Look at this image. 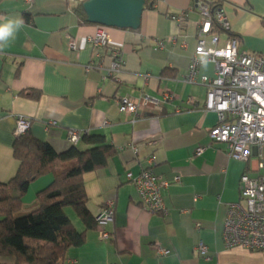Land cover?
Returning a JSON list of instances; mask_svg holds the SVG:
<instances>
[{
	"label": "crops",
	"instance_id": "crops-1",
	"mask_svg": "<svg viewBox=\"0 0 264 264\" xmlns=\"http://www.w3.org/2000/svg\"><path fill=\"white\" fill-rule=\"evenodd\" d=\"M221 2L238 50L264 54V0ZM82 3L0 0V16L25 21L0 53V184L12 180L19 168L13 151L19 117L29 121L27 132L37 144L57 154L93 147L82 140L70 143V131L101 136L114 153L104 168L84 175L86 208L94 219L113 200L114 217L104 227L86 229L65 210L84 242L68 249L63 264H264L263 251L226 248L222 238L227 207L240 202V178L259 177L254 175L257 159L233 160L226 145L210 142L208 133L219 120L205 109L201 78H214L215 64L203 60L194 82L186 80L201 20L193 1L146 0L138 30L88 23L77 12ZM180 13L184 19L177 23L173 17ZM97 27L120 49L124 64L114 77L108 76L110 50L87 41ZM226 38L220 35L219 48ZM123 97L137 103L135 115L118 111ZM199 147L204 151L197 156ZM147 168L165 183L162 213L147 212L126 177ZM52 180L47 173L29 183L20 213L35 207L37 194ZM101 229L108 240L100 239ZM198 244L206 246L208 259L195 251ZM157 247L169 253L159 255Z\"/></svg>",
	"mask_w": 264,
	"mask_h": 264
},
{
	"label": "built area",
	"instance_id": "built-area-1",
	"mask_svg": "<svg viewBox=\"0 0 264 264\" xmlns=\"http://www.w3.org/2000/svg\"><path fill=\"white\" fill-rule=\"evenodd\" d=\"M32 2L33 0H25ZM83 2L85 0H78ZM158 1V0H151ZM201 20L197 32V45L186 80L193 81L197 66L203 60H209L216 66L215 77H202L201 84L207 89L205 109L218 115L219 124L211 128L208 136L211 144H224L228 148V156L236 161L247 163L252 157L257 159L256 172L264 170V54L240 52L238 40L229 37L222 48L218 47L220 35L212 33V22L230 33L229 25L221 10L210 15L207 6L195 3ZM180 23L184 13L174 16ZM87 41L97 48H108L111 64L108 76L114 77L121 71L124 64L120 56V49L109 43L108 36L101 27L87 38ZM69 47L74 49L73 42ZM170 99L169 94L164 95ZM146 102L156 104L154 100ZM145 102V104H146ZM137 103L128 97L118 99V111L124 115H135ZM29 121L19 117L16 122L14 137L17 138L28 131ZM83 132L70 131L68 139L75 144ZM203 147L196 149L199 156ZM132 181L140 196L141 205L151 213L164 211L160 183L152 171L147 168L133 178ZM240 202L228 205L227 214L222 229V238L226 248H242L247 251L264 252V175L256 179H249L243 175L240 178ZM242 201V203H241ZM114 202L108 201L94 217L98 227L111 223L114 217ZM102 230V229H101ZM99 231L101 240H108L110 236L105 231ZM159 255H167L168 250L156 248ZM195 251L200 257L208 259L205 245L198 244Z\"/></svg>",
	"mask_w": 264,
	"mask_h": 264
},
{
	"label": "trees",
	"instance_id": "trees-1",
	"mask_svg": "<svg viewBox=\"0 0 264 264\" xmlns=\"http://www.w3.org/2000/svg\"><path fill=\"white\" fill-rule=\"evenodd\" d=\"M150 1L148 4L153 3ZM192 1L207 6L212 16L222 7L221 0ZM77 12L84 16L81 5ZM212 33L237 39L215 21ZM86 135H80L75 144L82 140L92 148L79 151L73 147L63 154L55 153L47 144H37L28 132L14 138L19 168L12 180L0 184V264H63L68 249L84 242V233H78L66 216L67 208L86 229L96 225L86 208L83 177L104 168L114 149L103 137ZM47 173L52 174V182L37 194L32 210L20 213L29 183Z\"/></svg>",
	"mask_w": 264,
	"mask_h": 264
},
{
	"label": "water",
	"instance_id": "water-1",
	"mask_svg": "<svg viewBox=\"0 0 264 264\" xmlns=\"http://www.w3.org/2000/svg\"><path fill=\"white\" fill-rule=\"evenodd\" d=\"M145 5L146 0H85L82 10L88 23L138 30Z\"/></svg>",
	"mask_w": 264,
	"mask_h": 264
},
{
	"label": "clouds",
	"instance_id": "clouds-1",
	"mask_svg": "<svg viewBox=\"0 0 264 264\" xmlns=\"http://www.w3.org/2000/svg\"><path fill=\"white\" fill-rule=\"evenodd\" d=\"M25 26L22 17L0 16V53L15 41L17 33Z\"/></svg>",
	"mask_w": 264,
	"mask_h": 264
},
{
	"label": "rangeland",
	"instance_id": "rangeland-1",
	"mask_svg": "<svg viewBox=\"0 0 264 264\" xmlns=\"http://www.w3.org/2000/svg\"><path fill=\"white\" fill-rule=\"evenodd\" d=\"M263 156H264V150H263ZM255 177L264 175V170L260 172L254 173ZM66 210H69V212L73 213V211L70 208H67ZM74 214V213H73Z\"/></svg>",
	"mask_w": 264,
	"mask_h": 264
}]
</instances>
